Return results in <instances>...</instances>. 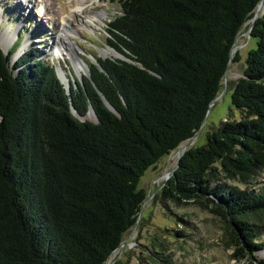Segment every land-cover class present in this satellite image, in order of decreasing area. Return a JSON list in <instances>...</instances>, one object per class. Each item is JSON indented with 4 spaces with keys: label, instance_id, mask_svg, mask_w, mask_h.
Returning a JSON list of instances; mask_svg holds the SVG:
<instances>
[{
    "label": "trees",
    "instance_id": "1",
    "mask_svg": "<svg viewBox=\"0 0 264 264\" xmlns=\"http://www.w3.org/2000/svg\"><path fill=\"white\" fill-rule=\"evenodd\" d=\"M114 1L107 43L123 57H97L71 94L36 48L13 61L18 45L0 46V264H107L138 222L142 176L201 128L262 0ZM250 35L232 93L240 117L186 150L164 187L222 209L246 254L264 214L250 186L264 171V13ZM91 106L96 121L74 112Z\"/></svg>",
    "mask_w": 264,
    "mask_h": 264
},
{
    "label": "rangeland",
    "instance_id": "2",
    "mask_svg": "<svg viewBox=\"0 0 264 264\" xmlns=\"http://www.w3.org/2000/svg\"><path fill=\"white\" fill-rule=\"evenodd\" d=\"M88 1L85 13H76L68 24L75 56L87 65L81 72L74 68L71 53L64 51L60 56L52 55L54 47L62 44L58 38L64 30L62 18L76 8L75 0L71 3L69 0H0V45L3 47L6 31H17L13 45L5 49L8 52L18 45L13 61L23 53L18 52L20 47L27 44L24 51L36 48L39 58L56 65L57 70H64L71 83L83 79L89 74V64L96 63L97 57H123L107 43L109 24L122 13L120 3L94 0L91 4V0ZM94 13L98 14L95 23L84 21ZM252 22L249 20L237 36L234 47L237 46L238 51L233 58L239 53L240 60L230 64L219 98L211 106L201 128L142 176L139 187L145 190L146 199L138 222L124 234L120 247L111 254L107 264H264V214L252 220L259 232L260 248L253 254H246L234 246L222 209L205 200H177L164 194L169 173L177 166L180 149L186 145V150L204 145L221 121L240 117L239 110L232 104V93L235 83L243 76L249 51L257 46V39L250 35ZM91 113L94 112L90 108L85 115H78L96 121V115ZM250 186L257 192L264 190V171Z\"/></svg>",
    "mask_w": 264,
    "mask_h": 264
},
{
    "label": "bare ground",
    "instance_id": "3",
    "mask_svg": "<svg viewBox=\"0 0 264 264\" xmlns=\"http://www.w3.org/2000/svg\"><path fill=\"white\" fill-rule=\"evenodd\" d=\"M70 3L73 2V0H69ZM87 2H89L88 0H75V9L71 11L70 15H68L67 17H63L62 18V22L63 24H61L64 28V30L62 31V35L58 36V38L60 39L61 43L60 45H57L54 47V50L52 52V55L57 57L60 56V54H62L64 51L65 52H69L71 53V56L73 58V64H74V68L78 71L81 72L82 68L87 67L86 63L81 60L80 58L75 56V49L73 47V44L69 41L70 37H69V33L72 31L69 27V20H72V18L74 17V15L78 12L81 13H85L87 6ZM91 4H93L95 1L91 0ZM257 10L262 13L264 11V2L260 5V7L257 8ZM98 18V14L94 13L92 15H88L87 19H84L85 22H89V23H95L96 20ZM17 31H11L8 30L6 31V33L3 34L4 38H2V45L4 47V49L8 50L14 43L15 41V35H16ZM27 44H25L24 46H21L19 51L20 53L24 52V50L26 49ZM73 47V49L71 48ZM238 51V47H233V51L232 54H235ZM59 72L62 80H64V84L68 87H71V81L69 79V76L67 75V73L64 70H57V73ZM94 114V113H91ZM262 254H264V251H262Z\"/></svg>",
    "mask_w": 264,
    "mask_h": 264
},
{
    "label": "water",
    "instance_id": "4",
    "mask_svg": "<svg viewBox=\"0 0 264 264\" xmlns=\"http://www.w3.org/2000/svg\"><path fill=\"white\" fill-rule=\"evenodd\" d=\"M263 2H264V0L261 1V3L258 5V7H260V5H261ZM258 7H257V8H258ZM260 14H261V13H260L258 10L255 12L254 17L252 18L253 22H252V25L250 26V32H251V30H252V28H253V25H254L255 21H256L257 18L260 16ZM237 39H238V37L236 38V41H235L234 46L236 45ZM0 46H1V45H0ZM1 48L3 49L4 53L6 54L7 51H6L2 46H1ZM232 51H233V49H232ZM232 51H231V59H230V62H229V66H230V64L233 62V54H232ZM96 63H97V62H96ZM227 71H228V70H227ZM227 71H226V74H227ZM226 74H225V77H226ZM87 75L90 76V73L87 74ZM58 76H59V78L61 79V81L63 82V80H62V78H61L59 72H58ZM63 84H64V82H63ZM64 85H65V84H64ZM65 88H66L67 92H68L69 94H71L70 87H68V86L65 85ZM226 88H227V87H226ZM226 90H227V89L224 90L223 94L226 92ZM103 97H104V96H103ZM218 98H219V97H216V98L210 103V108H211V106H212V105L218 100ZM104 99H105L107 105H108L109 107H111L112 109H114V108L109 104V102L106 100L105 97H104ZM90 108H91V110L94 112L93 107L91 106ZM74 112L76 113V115H77L79 118H82L81 116L78 115V113L76 112V110H74ZM209 113H210V109H209V111H208V113H207L206 119H207ZM206 119H205V120H206ZM186 148H187V145L184 146L182 149H180V155H179V159H178L177 166H176L175 170H176L177 167L179 166V163H180L181 157H182V155L185 153ZM175 170H174L173 172L169 173L168 179L174 174ZM138 219H139V218H138Z\"/></svg>",
    "mask_w": 264,
    "mask_h": 264
}]
</instances>
